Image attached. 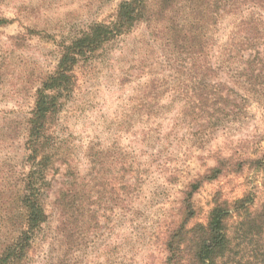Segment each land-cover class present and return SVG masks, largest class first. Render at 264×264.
I'll return each mask as SVG.
<instances>
[{"label": "rangeland", "instance_id": "obj_1", "mask_svg": "<svg viewBox=\"0 0 264 264\" xmlns=\"http://www.w3.org/2000/svg\"><path fill=\"white\" fill-rule=\"evenodd\" d=\"M120 1L0 0V225L15 210V179L29 167L26 119L41 78L55 68L61 42L111 20ZM213 1L171 0L162 13L150 0L147 19L75 66L56 157L37 184L47 220L29 264H165L163 240L183 219L188 184L209 168L222 171L192 193L186 227L205 224L220 200L247 195L254 210L264 202V8L242 5L199 23ZM200 35L213 65L204 82L221 90L201 111L191 40ZM226 225L232 251L217 264H230L244 246L264 260V232L234 246L239 227Z\"/></svg>", "mask_w": 264, "mask_h": 264}, {"label": "trees", "instance_id": "obj_2", "mask_svg": "<svg viewBox=\"0 0 264 264\" xmlns=\"http://www.w3.org/2000/svg\"><path fill=\"white\" fill-rule=\"evenodd\" d=\"M170 1L157 0L160 12L167 11ZM149 2L150 0H121L111 20L92 23L69 41L61 42L55 68L41 78L35 91L33 107L26 119L27 134L24 145L25 160L29 162V167L27 172L21 175L22 177L15 179V190L12 196L15 210L10 211L6 216L7 221H3L5 223L2 222L0 225V264H29L35 236L47 220L43 193L40 192L37 184L44 183L46 171L53 165L56 157L53 148L56 143L57 118L64 100L72 91L75 66L79 62L87 61L107 43L121 36L137 22L147 19L150 13ZM206 4L202 11L206 12L208 7ZM248 4L264 8V0H214L210 18L207 13L203 12L197 21L206 25L211 20L210 24H215L224 13L236 14L240 6ZM4 21L0 19V23ZM240 22L241 20L239 24ZM242 24L247 25V20L242 21ZM191 40L196 43L193 50L194 76L198 78V84L193 90H197L194 95L197 97V103L200 104L198 110L201 111L202 107L209 106L208 101L212 99V96L220 94L221 90L213 82H204L205 77L213 70V65L211 66L207 60L204 37L200 35L197 41L195 36ZM255 53L260 56L258 50ZM254 59L257 60L258 57L253 56L245 63L252 62ZM254 76L259 78L260 72ZM225 160H218V165H223ZM251 162L258 167L261 161L254 159ZM221 171L220 167L209 168L207 174L201 177L196 176L188 184L190 190L182 199V213L180 214L183 219L172 230H168L163 240L166 252L165 264H217L224 257L228 258L232 251L226 225L228 220L239 227L240 242L234 246L243 242V234L264 232V202L254 210L251 206L252 199L247 195L230 203L227 200L215 202L208 213L205 224L196 222L186 227L194 215L191 205L192 193L200 187V183L211 179ZM62 196L67 198L69 194L64 193ZM57 201L64 207L69 203L60 199ZM245 226L247 231L242 230ZM251 240L252 238L249 237L248 241ZM255 250H247V246H244L243 255L235 258L237 253L233 254L234 259L229 263L264 264V260L254 261L252 259L256 253Z\"/></svg>", "mask_w": 264, "mask_h": 264}]
</instances>
